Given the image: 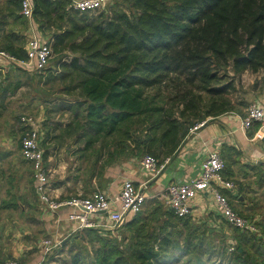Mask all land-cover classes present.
I'll use <instances>...</instances> for the list:
<instances>
[{
	"label": "trees",
	"instance_id": "trees-1",
	"mask_svg": "<svg viewBox=\"0 0 264 264\" xmlns=\"http://www.w3.org/2000/svg\"><path fill=\"white\" fill-rule=\"evenodd\" d=\"M32 3L33 21L50 39L54 59L30 78L56 83L58 93L71 96L58 97L54 109L69 113L57 124L60 135L83 142L80 153L94 155V168L101 160L99 170L128 155L150 153L158 161L173 155L190 126L243 105L233 97L242 73L264 68V0H110L94 10L76 9L71 0ZM0 4V50L25 58L29 22L21 0ZM9 83L14 92L22 81ZM257 176L264 183L263 168ZM150 203L126 221L130 237L77 228L73 236L83 230L89 247L63 240L60 263L175 264L185 256L183 264H206L202 255L210 257L215 248L202 237L193 240L189 214H175L160 199ZM257 218L264 236V218ZM230 227L234 249L217 264H264L262 236ZM202 234H211L209 227ZM251 248L260 256L248 258Z\"/></svg>",
	"mask_w": 264,
	"mask_h": 264
},
{
	"label": "crops",
	"instance_id": "crops-1",
	"mask_svg": "<svg viewBox=\"0 0 264 264\" xmlns=\"http://www.w3.org/2000/svg\"><path fill=\"white\" fill-rule=\"evenodd\" d=\"M33 23L36 30L40 32L36 22L33 21ZM12 67L25 69L17 62L0 56V72H5ZM255 74L257 72L244 71L240 83L244 94H248L250 99L264 101V76ZM246 75L247 79L244 82ZM1 76L3 78L1 77L0 80V261L14 257L20 264H40L46 259V254L41 251L42 238L56 237L63 231L68 233L70 229H75V226L67 218L70 210L68 206H60L52 212L38 198L35 180L31 176L30 162L23 158L20 150L22 132L20 115L15 116L17 124H10V119H7L9 110L6 106L8 95L11 94L10 83L3 84L8 78L7 74ZM233 97L238 99L240 95L235 93ZM58 101L59 99L56 102ZM56 104H54L55 107ZM247 105H238V109L204 119L205 122L202 125L186 134L173 155L166 156L160 161L163 166L156 175L144 171L140 159L135 155L114 159L101 170L98 168L101 160H98L96 169L92 171H89L84 164L79 170L73 165L69 171H65L64 163L60 157H57L60 152L57 150L62 148L51 147L56 144L54 139L59 140L58 145L64 143L65 138L71 140L73 147L70 158L76 162L83 161L87 164V160L91 157L80 153L79 145L83 146V142L75 143L72 136L60 135L58 123L53 126L52 121L49 123L42 121L41 125L48 126L50 131L47 130L51 135L50 142H47L50 143V149L46 157L47 160L53 158V161L49 159L48 163L45 162L53 175L50 179V191L59 198H65L78 192L88 194L98 187L111 196H115L120 190L122 180L128 177L141 187L147 196L148 203L152 199H160L164 202L163 193L169 182L193 176L207 152L218 150L226 161V167L223 170L225 176L235 182L233 191L225 190L230 202L233 201L244 210H250L252 202L246 196L247 194L239 193V189L242 185L243 188L250 189L243 181L247 177H257L256 183L260 186L259 188L262 189L264 186V183L258 182L257 176L258 169H264V126L259 124L252 128L250 126L248 129L241 127V113H245ZM55 107L43 109L48 114H45V118L51 116L49 113H56L66 115L67 120L68 111L54 110ZM16 135L19 136L18 140H15ZM167 157L168 160L165 161ZM233 178H237L239 182L236 183ZM189 215L192 219L199 217L205 219L215 225L216 231L223 235L230 226L213 207L212 196L207 190L199 191L192 199ZM92 216L94 219L98 217L99 221L107 220L104 213ZM211 230L212 227L209 226V231Z\"/></svg>",
	"mask_w": 264,
	"mask_h": 264
},
{
	"label": "built area",
	"instance_id": "built-area-1",
	"mask_svg": "<svg viewBox=\"0 0 264 264\" xmlns=\"http://www.w3.org/2000/svg\"><path fill=\"white\" fill-rule=\"evenodd\" d=\"M108 0H71V5L80 10H94L102 8ZM20 13L26 16L30 22L26 43L25 58H17L14 55L0 50V56L10 61H15L22 67L41 72L46 70L53 55L51 42L47 36L36 30L33 23L32 0H21ZM22 125L20 138V150L24 159L31 165V176L35 180V189L40 201L50 211L55 212L60 206H68L70 210L67 218L74 222L75 229L101 225L99 221L91 219L93 214L104 213L109 226L120 225L126 217L141 210L147 199L141 187L134 183L131 178H124L120 190L115 196L95 187L90 193L78 192L65 198H59L50 191V168L45 164L44 150L41 147V121L32 113H22L19 116ZM241 127L248 129L258 121L264 126V101L251 100L240 117ZM205 120L196 122L190 126L189 132L202 125ZM168 160V157L165 161ZM140 164L144 171L156 175L162 168L163 163L150 154L145 153L140 158ZM225 160L218 150H209L199 163L198 171L191 177L183 180L171 181L167 185L163 197L169 207L179 216L190 212L191 201L199 191L207 190L213 200V207L221 217L230 225L240 230L260 234L258 218L240 213L232 206L225 190L233 191L235 182L226 177L223 170ZM58 244L53 237L47 236L41 240L43 254L51 252ZM0 264H20L14 258L0 261Z\"/></svg>",
	"mask_w": 264,
	"mask_h": 264
},
{
	"label": "rangeland",
	"instance_id": "rangeland-1",
	"mask_svg": "<svg viewBox=\"0 0 264 264\" xmlns=\"http://www.w3.org/2000/svg\"><path fill=\"white\" fill-rule=\"evenodd\" d=\"M110 0H108L109 2ZM3 9V6L0 4V11ZM44 35V34H43ZM50 63L49 65H51V61L52 59H54V54L52 55V57L50 58ZM49 68V66H48ZM35 71L33 70H28V69H22L19 68L17 69V67H12L9 68L7 71H3L0 72V80H1V75L7 74L8 78H6V81L3 84H7L10 81H15L17 79H19L20 81H22V84L14 91L11 92L10 95H8V99H7V108H8V117L7 119H10V124H17L16 122V118L15 116H19L22 113H32L34 115H36V117L41 121H47L49 122H54V124H52L53 126H56L57 123L60 122H64L66 119V115H61V114H56V113H49L51 116L48 118H45V112L43 111V109L45 108H53L55 107L54 104L57 103L56 101L58 100V97H64V98H71V96L62 94V93H58L56 90V83H54L53 87L49 86V84H42L41 82H37L36 77L34 76L33 80H31V76L33 75L32 73H34ZM255 75H260V77L264 76V68L260 69L257 74ZM3 78V77H2ZM246 82L247 79V75L244 77ZM9 81V82H8ZM55 87V89H54ZM242 87V84L240 82H237L235 90L233 91L234 94H238L240 95V99L243 101L244 105H247L251 100H253L252 98L250 99V97H248V94H244V90ZM240 93V94H239ZM238 98V99H239ZM49 103H48V102ZM54 103V104H53ZM48 115V114H46ZM45 123V122H44ZM52 128V126H51ZM47 129L49 130L48 126L46 125H41V131H42V136L41 138L45 137V134L47 133ZM53 130V129H51ZM50 131V130H49ZM48 131V132H49ZM54 131V130H53ZM57 133V132H56ZM59 133V132H58ZM49 135V133H48ZM44 136V137H43ZM51 136V135H50ZM49 136V137H50ZM19 136L16 135L15 136V140H18ZM52 139V138H51ZM53 140V139H52ZM57 143H59L58 139H54ZM53 140V142H54ZM71 140L68 138H65L63 140L64 143H62L61 145H51V147L55 148H62L61 150L58 149L57 151H60L57 157L61 158V161L64 163V170L65 171H69L71 169V166L74 165L75 168L78 167V170L81 166H86V168L89 171H92V169H96V167H92V161L94 159V155L90 154V159H88L87 164L83 161H74L73 158H70V153H71V149H72V145H71ZM50 140L42 142L41 147L43 148V150L45 151L46 148L50 149ZM66 142V143H65ZM70 142V143H69ZM65 144V145H63ZM63 145V146H62ZM62 146V147H61ZM129 156V155H128ZM136 157L138 159H140L141 157H139L138 155H136ZM45 162L48 163V161L52 160L53 158H49L47 160V157L45 156ZM85 161V160H84ZM101 163V162H100ZM84 164V165H83ZM52 171L50 170L49 172V176L51 179V177L53 175ZM236 183L239 182L237 180V178H233ZM246 182L245 185H247V187L250 189L248 190L247 188H243L244 186L242 185V187L239 189V193H243L244 195L247 194L246 196L248 197V199H250L251 206L252 209L250 210H244L243 208H241L240 206L234 204L233 201H231L232 206L234 207V209H236L237 211H239L240 213H243L245 215H249V216H253L254 217H259L260 219L264 218V186L262 187V189H260L259 185L256 183L257 182V177H253V178H248L243 180ZM251 191V192H250ZM237 193V192H236ZM263 193V194H262ZM197 195V194H196ZM195 195V196H196ZM153 203H146L145 206L147 208H150V206ZM144 206V207H145ZM162 206L164 208H167L168 205L167 203L164 201L162 203ZM189 214V213H188ZM130 214L126 217V219L118 226H109L107 225V221H99L98 217L94 219V216L91 217V219H93L94 221L98 220L100 222L101 225H96V226H91V227H95L96 229H98L99 233L103 236H108V237H118V238H122L124 234H128V236L130 237L131 229L133 228H126L125 223L126 221L130 218ZM190 216V221H193V225L196 226V230H195V238H193V240L198 241L199 238H203L205 240V243L207 246L209 247H214L215 250H212L213 253L211 252L210 257L207 254H203V259L205 260L206 264H217L221 261V257L222 256H226L229 254V251L234 249V243L233 239H232V235H234V229L231 228L230 226H228V229H226V234L223 235L221 232L216 231L217 227H215V225L211 224L210 222L206 221L203 218H197V219H192V216ZM222 219V218H221ZM224 220V219H223ZM173 221H176L178 224L180 223L181 220L179 219H174ZM73 222V221H72ZM156 221L152 220L149 222V225H153ZM73 226L75 225L74 222L72 223ZM228 225V223H226ZM212 227V230L210 231L211 234H202L204 228H208V227ZM84 228V227H83ZM81 229V228H80ZM69 230V229H68ZM67 230V231H68ZM79 229H70L68 233H66V231L61 234L58 235L56 237L54 236H50L53 237L54 239H56L58 241V244L54 247V250L52 252H50L47 256L48 259L46 258L45 261H41L40 264H61V257H66V250L67 247H65V250L63 253L58 254L59 249L61 248V243L62 241L69 239L71 237V239L68 242L74 241V243L77 244H83V245H87L89 247V243L87 241L84 240V238L80 237V234H83L84 232L81 233L78 232V236H73L75 233H77ZM186 232H188L190 235H192L193 230L192 229H185ZM86 235V234H84ZM126 240V239H125ZM124 240V241H125ZM254 249H249V257L251 258L254 255L256 256H260L258 253V251H253ZM17 259V258H16ZM185 259H187L185 256L181 258V260L175 264H183L185 262ZM18 260V259H17ZM261 264L263 263L262 261H259Z\"/></svg>",
	"mask_w": 264,
	"mask_h": 264
}]
</instances>
